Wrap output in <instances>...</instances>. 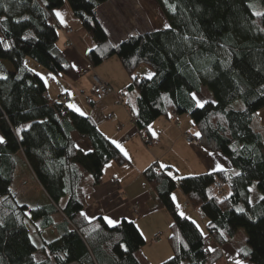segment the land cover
<instances>
[{"label":"trees","instance_id":"obj_1","mask_svg":"<svg viewBox=\"0 0 264 264\" xmlns=\"http://www.w3.org/2000/svg\"><path fill=\"white\" fill-rule=\"evenodd\" d=\"M104 1L0 0V133L6 141L0 143V264H153L134 221L109 226L102 216L80 215L87 185L99 184L104 166L125 164L127 156L89 115L50 99L43 79L24 61L76 76L57 45L54 9L64 2L95 40L86 53L90 65L114 55L130 76L134 103L127 107L145 144L156 118L170 115L180 128L177 117L186 113L200 135L185 132V141L190 135L220 151L233 167L179 178L156 163L142 171L157 206L171 217L166 239L172 259L157 264H213L219 253L210 243L229 242L239 228L247 235L242 260L264 264V0H155L170 28L133 33L116 46L92 13ZM141 67L152 79L140 76ZM190 93L207 103L197 106ZM84 140L91 151L76 147ZM19 168L37 181L44 202L31 207L18 200L13 182ZM176 188L206 220L205 231L181 217L172 199Z\"/></svg>","mask_w":264,"mask_h":264},{"label":"crops","instance_id":"obj_2","mask_svg":"<svg viewBox=\"0 0 264 264\" xmlns=\"http://www.w3.org/2000/svg\"><path fill=\"white\" fill-rule=\"evenodd\" d=\"M54 10H59L64 20L61 23L54 14L56 22L74 29L68 35L58 31L57 45L75 69L76 76H56L29 57L24 59L26 65L43 79L50 99L67 94L68 110L79 113L69 107V104H74L84 115H89L95 121L105 136L119 143L128 154V162L125 164L118 165L111 161L104 166L99 184L87 185V202L83 212L94 218L107 216L118 222L123 218L134 221L146 243H149L148 247H142L143 253L151 263L157 264L172 253L167 240H162V237L166 238L168 235L171 217L165 209L157 206L156 196L147 185L142 171L152 163L159 167L164 164L175 170L178 177H184L212 172L217 163L222 166L220 170L232 172L233 167L220 151L207 150L202 145L185 141V132H196L186 113L177 117L180 128L175 125L170 115L156 118L149 125L151 130L148 127L147 136L151 143L145 144L141 138L143 131L134 124L127 107V104L133 105L134 94L127 91L131 78L120 60L113 55L96 67L91 66L86 53L96 46L95 40L80 19L73 15L67 2ZM156 11L158 19L155 18ZM92 13L112 46L118 45L133 33L165 28L164 25L167 24L155 0H106L94 7ZM67 37L70 45L64 46ZM139 72L143 76L150 73V70L141 67ZM92 74L112 86L117 95L108 94L102 99L95 98L90 91ZM118 93H125L122 102L118 99ZM197 97L205 100L198 95ZM260 117L263 119L264 110L260 112ZM79 147L83 150L89 149L85 140L80 141ZM209 153L213 155L210 156ZM173 195L176 198L173 201L181 212L194 219L205 231L206 220L187 203L181 190L176 188L172 197ZM251 197L256 200L261 197L254 186L251 187ZM155 236L159 237V242L153 241ZM246 244L247 235L242 228L237 229L229 242L222 245L217 242L210 243L209 249L219 253L213 264H237L238 261L242 264H254L247 259H241L240 248H245Z\"/></svg>","mask_w":264,"mask_h":264},{"label":"rangeland","instance_id":"obj_3","mask_svg":"<svg viewBox=\"0 0 264 264\" xmlns=\"http://www.w3.org/2000/svg\"><path fill=\"white\" fill-rule=\"evenodd\" d=\"M155 18L158 19V12L157 11L155 13ZM72 30H73L72 32H74L73 28H72ZM72 32H70V33H72ZM70 33H63V34L68 35ZM69 45H70V41L68 40V37H67V40H66L64 46H69ZM93 75H96V74H92V77H93ZM56 76H58V75H56ZM56 87L57 86H55V88ZM90 90H91V87H90ZM263 119H264V117H263ZM193 145H195V144H193ZM13 188L17 190L18 200L22 203L23 202L27 203L28 205L33 207V206H36L38 203L44 202V196L42 195L41 188L39 187L37 181L32 177V175L30 174V172L27 169L19 168V171L17 172V175L15 176V179L13 182ZM179 211L181 212V209ZM166 238L162 237V240H167ZM34 239L37 242L35 237H34ZM148 244L149 243H146L145 247H148Z\"/></svg>","mask_w":264,"mask_h":264},{"label":"snow or ice","instance_id":"obj_4","mask_svg":"<svg viewBox=\"0 0 264 264\" xmlns=\"http://www.w3.org/2000/svg\"><path fill=\"white\" fill-rule=\"evenodd\" d=\"M165 3H167V0H165ZM54 14H55V16L60 20L61 23L64 22V20H63V16H62V13H61L59 10H54ZM255 14H256V15H260L259 13H255ZM164 27H165V28H170V25L165 24ZM5 47H8V46L5 45ZM153 76H154L153 73H148V74H147V78H148V79H152ZM190 95L192 96L193 100L196 101L197 106L202 107L205 103H207V101H202L201 99H199L195 93H190ZM212 103H215V101H212ZM69 107H70V108H73L75 111L79 112L81 115H84V113L81 112V110H80L79 108H77L74 104H69ZM149 129L151 130V126H149ZM16 131H17V133H19V132L21 131V129L18 128ZM153 135H155V133H153ZM195 135L199 136L200 133L197 132V133H195ZM5 142H6V141H5V138H4L3 136H0V143H5ZM112 143L115 144L116 147L120 148V151H121V152H124V154H125L126 156L128 155L127 152H125V150L123 149V147H122L119 143H117L115 140H113ZM76 147H79V146L77 145ZM88 151H91V149H89ZM209 155L211 156V155H213V153H209ZM166 167H167V166L164 165V164H161V165H160V168H161V169H164V168H166ZM221 167H222V166H221L219 163H217V165H216V169H213V171L220 170ZM168 175L171 176L172 173L169 172ZM174 178H179V177H174ZM250 190H251V189H250ZM8 191L11 192V189H8ZM172 198H173V200L176 199L174 195H173ZM261 199H264V197H261ZM177 207H179V206L177 205ZM237 211L243 212L244 210H243L242 208H240V209H237ZM27 214L30 215V213H27ZM80 215H81V216H84V217H85L86 219H88V220L94 219V217H89V216L87 215V213H86V212H83V211L80 213ZM180 215H181V217H183V216H184V213L181 212ZM104 220H105V222L107 223V225H109V226H115L116 224H118V221H116V220H114V219H112V218H109V217H107V216L104 217ZM192 223L195 224L196 222L193 221ZM196 227H197V229H199V225H196ZM201 235H204V233H203L202 230H201ZM121 247H123V246H121ZM210 250H211V249H210ZM169 259L171 260L172 257H169ZM237 264H242V262H241V261H238Z\"/></svg>","mask_w":264,"mask_h":264},{"label":"built area","instance_id":"obj_5","mask_svg":"<svg viewBox=\"0 0 264 264\" xmlns=\"http://www.w3.org/2000/svg\"><path fill=\"white\" fill-rule=\"evenodd\" d=\"M59 31L63 33H70L72 32V28L67 27L65 25H60ZM92 85H91V94L97 98L102 99L107 94H116L115 90L112 86H110L108 83L102 81L97 75H93L92 77ZM117 95V94H116ZM123 96L122 93L118 95V99H121ZM58 103L62 104L63 107H66V103L68 101V98L66 97H60L56 100ZM186 140L191 144H198V140L194 139L192 136L188 135L186 137ZM217 186L220 188V183H217ZM222 190H218V193H221ZM242 259V258H241Z\"/></svg>","mask_w":264,"mask_h":264},{"label":"bare ground","instance_id":"obj_6","mask_svg":"<svg viewBox=\"0 0 264 264\" xmlns=\"http://www.w3.org/2000/svg\"><path fill=\"white\" fill-rule=\"evenodd\" d=\"M107 95H108V94H107ZM61 97H66V98H67V96H65V95H62ZM58 98H60V97H58ZM58 98H57V99H58ZM103 98H104V97H103ZM57 99H56V100H57ZM68 100H69V99H68ZM121 101H122V100H121ZM67 102H68V101H67ZM66 106H67V103H66Z\"/></svg>","mask_w":264,"mask_h":264}]
</instances>
